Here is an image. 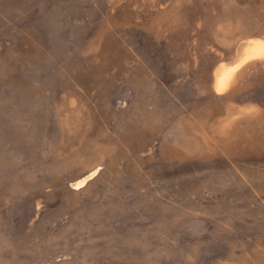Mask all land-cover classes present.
Instances as JSON below:
<instances>
[{
  "label": "rangeland",
  "instance_id": "rangeland-1",
  "mask_svg": "<svg viewBox=\"0 0 264 264\" xmlns=\"http://www.w3.org/2000/svg\"><path fill=\"white\" fill-rule=\"evenodd\" d=\"M0 264H264V0H0Z\"/></svg>",
  "mask_w": 264,
  "mask_h": 264
}]
</instances>
